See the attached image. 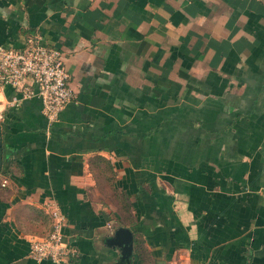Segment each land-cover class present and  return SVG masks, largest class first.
Masks as SVG:
<instances>
[{
	"label": "crops",
	"instance_id": "1",
	"mask_svg": "<svg viewBox=\"0 0 264 264\" xmlns=\"http://www.w3.org/2000/svg\"><path fill=\"white\" fill-rule=\"evenodd\" d=\"M29 38L73 99L0 92V264H52L50 205L68 264H264V0H0V45Z\"/></svg>",
	"mask_w": 264,
	"mask_h": 264
},
{
	"label": "built area",
	"instance_id": "2",
	"mask_svg": "<svg viewBox=\"0 0 264 264\" xmlns=\"http://www.w3.org/2000/svg\"><path fill=\"white\" fill-rule=\"evenodd\" d=\"M7 86L16 93L14 102L38 98L49 124L58 119L60 112L73 99L62 52L43 43L40 38L27 39L22 49L0 45V92ZM7 185L8 178L0 174V188ZM48 209L51 232L47 236L29 239L30 256L36 262L48 260L52 264H68L74 251L63 240L65 219L56 205H50Z\"/></svg>",
	"mask_w": 264,
	"mask_h": 264
},
{
	"label": "water",
	"instance_id": "3",
	"mask_svg": "<svg viewBox=\"0 0 264 264\" xmlns=\"http://www.w3.org/2000/svg\"><path fill=\"white\" fill-rule=\"evenodd\" d=\"M2 168V143H1V128H0V172ZM115 244L121 243L123 246L128 247L132 242V233L130 230L125 228H118L114 232V239L112 240Z\"/></svg>",
	"mask_w": 264,
	"mask_h": 264
},
{
	"label": "trees",
	"instance_id": "4",
	"mask_svg": "<svg viewBox=\"0 0 264 264\" xmlns=\"http://www.w3.org/2000/svg\"><path fill=\"white\" fill-rule=\"evenodd\" d=\"M3 158V157H2ZM3 161V160H2ZM0 174H4V175H6L7 174V170L5 169V167L3 166V162H2V168H1V172H0Z\"/></svg>",
	"mask_w": 264,
	"mask_h": 264
}]
</instances>
